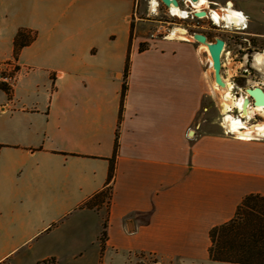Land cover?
<instances>
[{
    "label": "crops",
    "instance_id": "0c3cea01",
    "mask_svg": "<svg viewBox=\"0 0 264 264\" xmlns=\"http://www.w3.org/2000/svg\"><path fill=\"white\" fill-rule=\"evenodd\" d=\"M136 1L0 0V63L19 69L10 95L0 89V220L28 221L54 206L53 222L85 229L95 219L101 233V211L80 206L106 184L126 84L96 264H139L141 254L160 264H236L210 258V231L248 194L264 196V139L206 131L210 81L199 44L149 39L133 19ZM234 8L250 36H264V0ZM22 30L36 39L16 57Z\"/></svg>",
    "mask_w": 264,
    "mask_h": 264
},
{
    "label": "rangeland",
    "instance_id": "374dc122",
    "mask_svg": "<svg viewBox=\"0 0 264 264\" xmlns=\"http://www.w3.org/2000/svg\"><path fill=\"white\" fill-rule=\"evenodd\" d=\"M152 1L154 0H137L136 15L133 18L149 39L152 33L159 30L168 33L174 32L178 27L185 28L190 36L194 32H201L208 37L209 41H214L217 37L222 38L225 41L226 52L222 55L221 74L224 80H228L235 86L234 96L240 97L246 94L248 88L264 86V72L254 64L256 55L264 54V36H250L247 30L248 22L246 27L239 28L225 23L214 24L209 18L185 20L172 17L160 0H157L159 3L157 12L152 14L149 10ZM180 1L183 2V0ZM209 1L210 6L220 12L229 1H232L234 7V0ZM187 41L196 42L192 38ZM201 55L210 81V89L204 100V110L201 115V118L205 120L204 128L211 133H225L221 106L222 92L212 89L214 70L208 61L209 54L202 52ZM231 114L236 116L238 113L234 109ZM253 117L257 121H264L261 115ZM247 124L251 126L249 122ZM110 195L109 190L104 196L103 204L95 208L101 211L103 222L108 217ZM56 211L57 208L54 206L42 208L33 219L28 221H21L19 217L12 218L10 215L2 218L0 230L4 231L5 237L0 231V259L6 252L14 251L0 260V264H96L98 246L101 243L98 221L93 219L85 229H79L76 220L59 225L58 222L52 221ZM53 223H57V226H51ZM154 260L157 261L154 257H148L145 262L152 264Z\"/></svg>",
    "mask_w": 264,
    "mask_h": 264
},
{
    "label": "trees",
    "instance_id": "16d2710c",
    "mask_svg": "<svg viewBox=\"0 0 264 264\" xmlns=\"http://www.w3.org/2000/svg\"><path fill=\"white\" fill-rule=\"evenodd\" d=\"M36 39V33L31 31H19L16 35L14 46L17 57L19 51L30 45ZM133 40V25L130 35V44ZM142 49V47H141ZM130 52L126 59L124 76L127 77L130 71ZM8 95L10 91L5 86H0ZM127 85L124 84L121 92L120 108L118 115L117 129L115 133L114 150L110 159L107 181L102 190L90 197L80 209L99 208L104 202V196L107 191H111L110 202L112 198V183L115 177V164L119 151V129L123 120L124 102L127 94ZM109 209V206H108ZM108 217L103 222V228L100 234L101 250L100 258L106 247ZM211 247L210 258L213 261L229 262L236 264H264V196L258 193H251L244 197L238 206L235 217L210 231ZM140 257H144L143 254ZM153 262H157L154 260ZM100 264H102L100 260Z\"/></svg>",
    "mask_w": 264,
    "mask_h": 264
},
{
    "label": "bare ground",
    "instance_id": "6f19581e",
    "mask_svg": "<svg viewBox=\"0 0 264 264\" xmlns=\"http://www.w3.org/2000/svg\"><path fill=\"white\" fill-rule=\"evenodd\" d=\"M158 1H152L153 6L157 4ZM192 2V12L194 17L199 19L209 18L214 24L221 25L222 23L228 25L238 26L242 21L241 13L233 7L232 1H229L225 8H222V12L213 9L210 6L209 0H191ZM171 12L175 16H181L180 18H187L189 14L188 9L181 7L180 9H171ZM189 18H191L189 16ZM170 39L179 40H190L188 31L183 27H178ZM200 51L208 53V61L212 66V58L210 56L209 50L206 45H200ZM255 66L264 72V54H257L254 59ZM226 82V87H218L216 82L212 83L213 91L219 90L222 92V103L224 122L223 124L230 133L238 136L242 140H260L264 138V121H257L253 116L261 115L264 118V106H252L251 103L246 101V96L248 94H243L241 97H235L233 90L235 86L228 80ZM232 106L235 107L238 116L231 114L233 112ZM250 123L249 126L247 123ZM194 132H190L192 137Z\"/></svg>",
    "mask_w": 264,
    "mask_h": 264
},
{
    "label": "water",
    "instance_id": "95a60500",
    "mask_svg": "<svg viewBox=\"0 0 264 264\" xmlns=\"http://www.w3.org/2000/svg\"><path fill=\"white\" fill-rule=\"evenodd\" d=\"M160 2L168 9H180L181 5L179 0H160ZM191 38L199 44L207 46L210 56L212 58V68L214 70V81L220 87H226L221 71H222V53L225 49V41L222 38H215L214 41H209L208 37L201 32H194ZM246 101L252 103L253 106H264V87L254 86L246 89Z\"/></svg>",
    "mask_w": 264,
    "mask_h": 264
},
{
    "label": "built area",
    "instance_id": "2783aa9c",
    "mask_svg": "<svg viewBox=\"0 0 264 264\" xmlns=\"http://www.w3.org/2000/svg\"><path fill=\"white\" fill-rule=\"evenodd\" d=\"M154 1H157V0H154ZM180 2V5L181 7L185 6V8L187 7L188 9V12L189 14H187V18H180L181 16H175L171 10H167V12L172 16V17H177V18H180V19H189V16L192 18V19H195L196 17H194L193 15V10L191 8V5H192V2L191 0H183V2ZM158 5L159 3L157 2V4L155 6H153L152 2L150 4V7H149V10L152 14L156 13L157 10H158ZM240 12V11H239ZM241 13V16H242V21L240 22V25L236 26V27H246L247 26V22H248V19L246 16L243 15L242 12ZM176 30V29H175ZM174 32L173 31H169L168 33H164V32H160V30L156 33H152L151 34V39H158L160 38V36H162L161 38L163 39H170V37L172 36ZM189 37L191 38L190 34H189ZM226 52V49L224 50L223 54ZM18 75H19V69H18V66H17V63L16 61H10V62H6V63H0V85L1 86H5L7 87L9 90L13 89L16 82H17V79H18ZM241 97V96H240ZM251 105L253 106V104L251 103ZM235 107L232 106V110H234ZM238 116V114L236 115ZM225 127V126H224ZM225 129V133L226 134H229V135H232V136H235L236 138H238V136L236 135H233L232 133H230L229 129H227L226 127L224 128ZM264 139V138H263ZM141 264H146L145 262V258H140V262ZM152 264H159V262H153Z\"/></svg>",
    "mask_w": 264,
    "mask_h": 264
}]
</instances>
